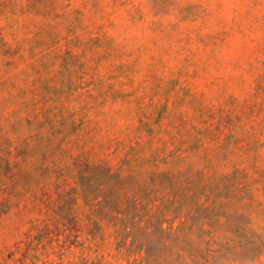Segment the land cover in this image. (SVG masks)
<instances>
[{"label":"rangeland","instance_id":"1","mask_svg":"<svg viewBox=\"0 0 264 264\" xmlns=\"http://www.w3.org/2000/svg\"><path fill=\"white\" fill-rule=\"evenodd\" d=\"M0 264H264V0H0Z\"/></svg>","mask_w":264,"mask_h":264},{"label":"trees","instance_id":"2","mask_svg":"<svg viewBox=\"0 0 264 264\" xmlns=\"http://www.w3.org/2000/svg\"><path fill=\"white\" fill-rule=\"evenodd\" d=\"M126 181L119 172L112 174L109 172L94 171L92 174L79 175V190L82 192L84 201H92L102 199L103 205L110 208L112 211L121 210L118 208L120 197L124 194V190H119L118 187ZM78 190L74 188L73 191ZM139 194V193H136ZM144 198L150 199V193L142 194Z\"/></svg>","mask_w":264,"mask_h":264}]
</instances>
